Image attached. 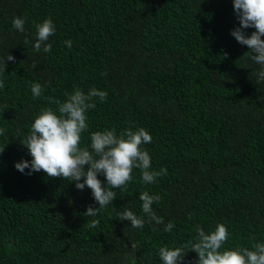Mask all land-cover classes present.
Here are the masks:
<instances>
[{
    "label": "trees",
    "instance_id": "1",
    "mask_svg": "<svg viewBox=\"0 0 264 264\" xmlns=\"http://www.w3.org/2000/svg\"><path fill=\"white\" fill-rule=\"evenodd\" d=\"M14 17L25 18L24 32ZM46 18L52 47L37 52L35 26ZM236 27L233 0H0V67L15 57L0 73V264H162L160 247H181L197 227L217 224L229 232L223 249L251 250L252 236L264 243V81L230 34ZM93 87L108 95L86 112L81 147L96 131L143 127L152 169L167 174L145 184L134 169L126 190L112 189V204L87 217V206L98 207L87 186L14 165L31 161L20 142L43 108L57 110L49 97L63 102ZM144 191L161 197L152 207L163 224L142 211ZM125 209L144 227L121 221ZM197 260L189 250L182 264Z\"/></svg>",
    "mask_w": 264,
    "mask_h": 264
},
{
    "label": "clouds",
    "instance_id": "2",
    "mask_svg": "<svg viewBox=\"0 0 264 264\" xmlns=\"http://www.w3.org/2000/svg\"><path fill=\"white\" fill-rule=\"evenodd\" d=\"M233 10L239 27L234 28L230 34L239 44L247 46L251 52L249 59L261 66L257 73V82L264 81V40L261 39L264 36V0H233ZM24 24L25 18H13L12 26L17 31L24 32ZM35 27V51L39 52L43 48L45 53L49 52L52 45L47 41L55 33L53 21L46 18ZM249 28L255 30L246 35L244 29ZM65 45L71 48L72 41L66 40ZM224 57H227V53ZM6 61L14 62L15 57L7 55L3 66L0 67V73H5ZM4 87L3 80H0V89ZM30 87L34 97L41 96L44 91L40 83H32ZM107 95V91L93 87L86 94L79 88L74 89L72 93H65L66 100L63 102L49 97V101L57 105V110L43 108L34 118L28 134L20 142L27 148L31 161L21 160L14 165L26 175L43 171L50 178L60 177L75 182L76 189L81 191L87 186L98 204V207L87 206L84 212L87 217L97 216L102 209L112 204L117 197V192L112 189L126 190L128 183L133 179L134 169L140 170L141 179L145 184H154L158 177L167 174L165 168L159 171L152 169L151 157L148 151L142 148V145L152 142V136L143 127L136 130L127 128L119 134L115 129L96 131L90 135V145L81 147V134L89 127L86 112L96 107L94 99L105 102ZM4 132L5 129L0 128V135ZM4 147H0V153ZM25 169L29 171L25 173ZM98 175L104 176L106 183L98 179ZM139 199L142 201V211L149 221L163 224V218L157 216L152 207L154 203L160 202L161 197L144 191L140 193ZM119 219L129 221L134 228H143L145 223L143 218L128 209L119 214ZM98 225V220H92L89 226L96 228ZM173 228L174 224L169 221L164 231L171 232ZM196 233L194 241L189 240L181 247H160L158 254L162 264H182L189 250L197 254L196 264H264V243L256 242L255 236L250 237L251 250L245 247L223 249L229 238L228 229L224 224H217L213 231L207 233L197 227Z\"/></svg>",
    "mask_w": 264,
    "mask_h": 264
}]
</instances>
